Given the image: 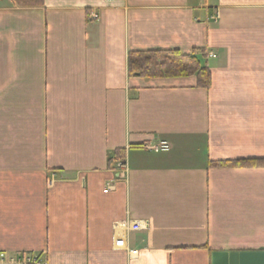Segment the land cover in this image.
Segmentation results:
<instances>
[{
    "label": "crops",
    "instance_id": "obj_1",
    "mask_svg": "<svg viewBox=\"0 0 264 264\" xmlns=\"http://www.w3.org/2000/svg\"><path fill=\"white\" fill-rule=\"evenodd\" d=\"M160 50L202 54L210 87L128 75L129 53ZM263 159L264 0H0V252L47 264L264 252V168L212 165ZM120 222L141 230L116 251Z\"/></svg>",
    "mask_w": 264,
    "mask_h": 264
},
{
    "label": "trees",
    "instance_id": "obj_2",
    "mask_svg": "<svg viewBox=\"0 0 264 264\" xmlns=\"http://www.w3.org/2000/svg\"><path fill=\"white\" fill-rule=\"evenodd\" d=\"M36 0H12L18 6L35 3ZM127 71L130 77L142 79H172L195 77L201 89L210 87V73L199 52L188 55L175 50L132 52L127 57ZM119 157V156H118ZM118 157L115 158L118 160ZM217 167L264 168L263 160L245 162H219L212 164Z\"/></svg>",
    "mask_w": 264,
    "mask_h": 264
},
{
    "label": "built area",
    "instance_id": "obj_3",
    "mask_svg": "<svg viewBox=\"0 0 264 264\" xmlns=\"http://www.w3.org/2000/svg\"><path fill=\"white\" fill-rule=\"evenodd\" d=\"M218 17L217 12L214 13L211 18L212 21H216ZM94 20H97V16H93ZM143 149L146 151H151L153 153H162L167 152L169 147L165 142H161L154 146H143ZM117 173L122 177V174L127 171L126 165L122 161H117L114 165ZM113 186L110 182L105 184L103 194H107L112 190ZM118 229L122 232L115 234L113 237V249L116 251H122L125 249V239L123 233L125 231L138 232L141 230L139 223H129V222H120L117 224ZM130 256L136 254L135 251H129ZM0 264H47L46 256L42 254H33V253H15V254H6L0 252Z\"/></svg>",
    "mask_w": 264,
    "mask_h": 264
},
{
    "label": "water",
    "instance_id": "obj_4",
    "mask_svg": "<svg viewBox=\"0 0 264 264\" xmlns=\"http://www.w3.org/2000/svg\"><path fill=\"white\" fill-rule=\"evenodd\" d=\"M211 264H264V252L214 253Z\"/></svg>",
    "mask_w": 264,
    "mask_h": 264
}]
</instances>
